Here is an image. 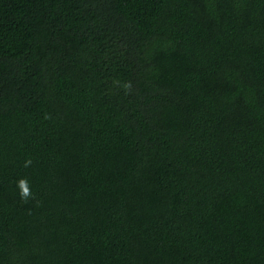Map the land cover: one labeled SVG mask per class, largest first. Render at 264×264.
Instances as JSON below:
<instances>
[{
  "label": "trees",
  "instance_id": "1",
  "mask_svg": "<svg viewBox=\"0 0 264 264\" xmlns=\"http://www.w3.org/2000/svg\"><path fill=\"white\" fill-rule=\"evenodd\" d=\"M0 264H264V0H0Z\"/></svg>",
  "mask_w": 264,
  "mask_h": 264
},
{
  "label": "clouds",
  "instance_id": "2",
  "mask_svg": "<svg viewBox=\"0 0 264 264\" xmlns=\"http://www.w3.org/2000/svg\"><path fill=\"white\" fill-rule=\"evenodd\" d=\"M32 163H33V160L31 158H28L24 163V167L28 168L32 165ZM17 187L19 189L20 198L23 202L27 203L30 199L35 198L31 191L29 181L26 178H22L18 180Z\"/></svg>",
  "mask_w": 264,
  "mask_h": 264
}]
</instances>
